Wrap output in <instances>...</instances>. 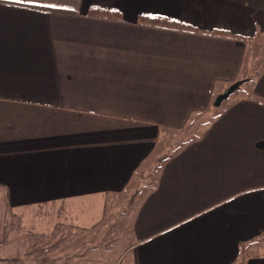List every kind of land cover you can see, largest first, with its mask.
<instances>
[{
	"label": "crops",
	"instance_id": "crops-1",
	"mask_svg": "<svg viewBox=\"0 0 264 264\" xmlns=\"http://www.w3.org/2000/svg\"><path fill=\"white\" fill-rule=\"evenodd\" d=\"M153 17L199 33L140 23ZM256 38L264 0H0V194L89 230L127 193L130 243L102 264H264V68L163 154Z\"/></svg>",
	"mask_w": 264,
	"mask_h": 264
},
{
	"label": "rangeland",
	"instance_id": "rangeland-1",
	"mask_svg": "<svg viewBox=\"0 0 264 264\" xmlns=\"http://www.w3.org/2000/svg\"><path fill=\"white\" fill-rule=\"evenodd\" d=\"M263 68L264 43L256 38L248 42L242 75L238 83L229 88V100H223L219 106L214 104L211 111L200 114L186 130L170 134L173 143L163 154H169L184 143L198 138L211 122L213 114L234 98L252 93L253 83ZM130 197L125 193L116 200L115 205L111 202L104 222L85 230L71 227L52 213L45 217L44 211L40 212L37 208L13 212L6 203V197L0 194V264H75L83 261L80 258L84 255L88 259L92 257L88 264L119 259L131 238L133 208L127 201ZM85 256L82 263L86 260Z\"/></svg>",
	"mask_w": 264,
	"mask_h": 264
},
{
	"label": "trees",
	"instance_id": "trees-1",
	"mask_svg": "<svg viewBox=\"0 0 264 264\" xmlns=\"http://www.w3.org/2000/svg\"><path fill=\"white\" fill-rule=\"evenodd\" d=\"M93 12H98L99 18L122 21V16L118 13H112V12L100 11V10H93ZM140 23L143 25H147L149 27L163 28V29L172 30L176 32L199 33V31L187 25H183V24H180L174 21H170L165 18H160V17L145 18V19L140 20ZM202 34H205L208 36H216V37H221V38L241 40L240 37H237L235 35H232L224 31L203 32ZM240 264H243V260L241 261Z\"/></svg>",
	"mask_w": 264,
	"mask_h": 264
},
{
	"label": "water",
	"instance_id": "water-1",
	"mask_svg": "<svg viewBox=\"0 0 264 264\" xmlns=\"http://www.w3.org/2000/svg\"><path fill=\"white\" fill-rule=\"evenodd\" d=\"M231 92L229 91V93H227L226 95H224L223 97H220L217 101H216V106H219L221 104V102L225 99H227L228 95L230 94Z\"/></svg>",
	"mask_w": 264,
	"mask_h": 264
}]
</instances>
